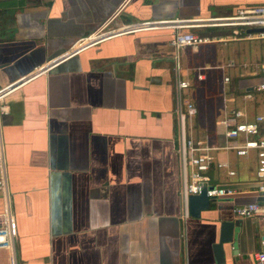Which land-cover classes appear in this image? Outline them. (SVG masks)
Segmentation results:
<instances>
[{"label": "crops", "instance_id": "crops-1", "mask_svg": "<svg viewBox=\"0 0 264 264\" xmlns=\"http://www.w3.org/2000/svg\"><path fill=\"white\" fill-rule=\"evenodd\" d=\"M263 2L0 0V87L104 25L195 19L181 31L209 40L175 49L170 28L117 35L61 59L5 98L8 113L0 122L17 227L14 264H216L211 245L219 223L234 219L239 228L221 264H254L252 254L264 248V219H240L231 210L257 199L254 150L248 153L253 171L233 150L211 151L234 175L211 165L210 183L235 194L211 200L198 218L185 214L180 192L188 172L185 138L221 146L215 122L224 106L242 110L246 120L264 111V91L251 89L264 77L249 76L247 62L226 66L239 55L229 43L248 39L234 38L232 27L210 25ZM211 59L227 60L216 65ZM176 61L189 82L185 99L196 108L191 118L173 111ZM246 92L251 98H242ZM0 264H9L5 249Z\"/></svg>", "mask_w": 264, "mask_h": 264}, {"label": "built area", "instance_id": "built-area-1", "mask_svg": "<svg viewBox=\"0 0 264 264\" xmlns=\"http://www.w3.org/2000/svg\"><path fill=\"white\" fill-rule=\"evenodd\" d=\"M195 19H165L158 21H147L139 23H125L116 27H101L100 29L89 33L84 37L78 38L73 46L63 54L52 58L45 65H41L34 69L31 73L18 79L17 81L0 87V120L1 117L8 113V107L5 98L20 84L31 79L32 77L45 72L49 68L57 64L61 59H65L76 54L85 48L96 45L97 43L125 33H132L143 29L170 28L172 30L169 43L175 49L183 47H196L204 44L209 40L190 32H183L181 29L192 27L195 25ZM212 26L232 27V36L243 37L244 39L264 40V31L246 32L250 28L264 27V2L260 5L249 8L236 9L229 16L214 19L210 23ZM226 66L234 67V62H228ZM241 66H245L244 64ZM223 66H220V69ZM178 62H175V102L174 114L177 118H191L196 114V108L192 102L186 100L183 96L184 90L189 86L187 79H182L178 72ZM249 76L259 75L264 77V63L260 64L258 69L248 71ZM198 80H203V73L196 75ZM223 81L227 82L228 77H223ZM254 91H264V81L253 86ZM243 99L251 98V93L246 92L242 96ZM245 114L240 109H232L224 106L221 117L215 124L222 130L223 145L217 146L207 142L199 143L192 137L184 139L185 150L188 153L186 165V181L182 187L181 195L199 194L202 187L205 186V195L210 200H219L230 198L235 194V189L225 185H217L210 183L208 170L211 165L217 170H224L227 176L234 175V171L230 168L225 160H215L211 154L213 150H233L236 156L246 157L249 151H255L256 169L255 175L257 182L255 184L254 193L263 200H253L232 207V213L237 218H250L258 216L264 219V111L253 115L249 120L244 119ZM241 138V142L236 140ZM0 198L2 201V211L0 213V249L8 252L9 264H14V240L17 236L16 222L12 213L10 192L7 184V173L4 159V146L1 132L0 122ZM254 264H264V248L252 254Z\"/></svg>", "mask_w": 264, "mask_h": 264}, {"label": "water", "instance_id": "water-1", "mask_svg": "<svg viewBox=\"0 0 264 264\" xmlns=\"http://www.w3.org/2000/svg\"><path fill=\"white\" fill-rule=\"evenodd\" d=\"M259 31H264V27L250 28L246 30V32H259ZM181 200L185 214L190 216L191 218H198L200 212L208 209L209 203L211 201L205 195V186L202 187L199 194L183 195ZM256 200H263V199L261 197H257ZM239 224H240L239 219L223 220L219 223L218 236L216 238V241H214L211 245L213 257L216 264H221L223 262L225 245H227L230 248L233 246V242L236 237L235 231L238 230Z\"/></svg>", "mask_w": 264, "mask_h": 264}, {"label": "rangeland", "instance_id": "rangeland-1", "mask_svg": "<svg viewBox=\"0 0 264 264\" xmlns=\"http://www.w3.org/2000/svg\"><path fill=\"white\" fill-rule=\"evenodd\" d=\"M239 37H241V36H239ZM229 45L230 46L232 45L233 51H237L239 55L244 56L243 59L236 58L235 56L237 54L234 55V57H232V61H234L236 65H238L239 63H242V62H245V63L247 62L246 64L249 67H252L251 69L255 70L256 68H253V67H255L256 63L264 60V56L262 54V52L264 50V40H259V39L236 40V41H232L231 43H229ZM221 48L225 50V46L222 45ZM248 52L251 53V55L249 57H248ZM239 55H237V56H239ZM250 57H252V59H249ZM256 57H259L260 59H256ZM226 60L227 59H211L210 61L213 62L212 64L219 65L218 63H221V62L226 61ZM217 71H219V70H217ZM225 71H226L225 72L226 74H232V70H230L229 68H225ZM201 84H204V82H201ZM210 89H213V87L209 86V90ZM218 90H221V89L218 87ZM216 92H217V89L214 88L212 90V92H210V93H216ZM184 93H185V90L183 92V96L185 98ZM262 94L264 95V93H262ZM215 111L217 112L218 110H215ZM194 126L197 128V126L195 124H194ZM201 133H205L209 136V135H211V133H213V130L209 129V128H203ZM252 162H253V160L251 159V156L248 155L245 157V162L241 163L240 165L243 167L246 166V168L250 167V169L253 171L255 165Z\"/></svg>", "mask_w": 264, "mask_h": 264}]
</instances>
